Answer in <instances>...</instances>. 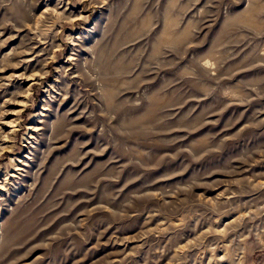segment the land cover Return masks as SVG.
Masks as SVG:
<instances>
[{"label":"rangeland","instance_id":"obj_1","mask_svg":"<svg viewBox=\"0 0 264 264\" xmlns=\"http://www.w3.org/2000/svg\"><path fill=\"white\" fill-rule=\"evenodd\" d=\"M0 264H264V0H0Z\"/></svg>","mask_w":264,"mask_h":264}]
</instances>
